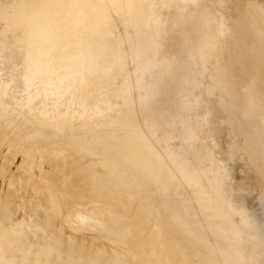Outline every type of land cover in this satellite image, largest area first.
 I'll return each mask as SVG.
<instances>
[{
  "label": "rangeland",
  "instance_id": "rangeland-1",
  "mask_svg": "<svg viewBox=\"0 0 264 264\" xmlns=\"http://www.w3.org/2000/svg\"><path fill=\"white\" fill-rule=\"evenodd\" d=\"M263 53L264 0H0V264H264Z\"/></svg>",
  "mask_w": 264,
  "mask_h": 264
},
{
  "label": "bare ground",
  "instance_id": "bare-ground-1",
  "mask_svg": "<svg viewBox=\"0 0 264 264\" xmlns=\"http://www.w3.org/2000/svg\"><path fill=\"white\" fill-rule=\"evenodd\" d=\"M87 1H89V3L94 7V12L96 13V14H99L102 10H104V9H107V8H109V7H111V6H113L116 2H117V0H115V1H113V0H87ZM119 21V20H118ZM112 24H113V22H112ZM121 39H123V35L121 36ZM264 54V53H263ZM123 61H124V56L122 55L121 56V58H120V62L121 63H123ZM263 100V99H262ZM100 148V147H99ZM67 156V155H66ZM65 156V157H66ZM76 156V155H75ZM87 156V155H86ZM85 156V157H86ZM70 157V156H69ZM63 158V157H62ZM60 160V159H59ZM62 160V159H61ZM92 161V160H91ZM101 162V161H100ZM97 164V163H96ZM129 165V164H128ZM70 167H73V166H70ZM91 168V167H90ZM78 169V168H77ZM86 169V168H85ZM137 169H139V168H137ZM136 169V170H137ZM60 170V169H59ZM92 170V169H91ZM60 171H62V170H60ZM60 171L58 172V174L57 175H59V173H60ZM80 172V171H79ZM61 174V173H60ZM90 174V173H89ZM170 175V174H169ZM168 175V176H169ZM142 176V175H141ZM140 176V177H141ZM147 176V175H146ZM57 177V176H56ZM134 178V177H133ZM138 179V178H137ZM144 179V178H143ZM135 182V181H134ZM90 183V182H89ZM92 183V182H91ZM83 185V184H82ZM89 188L88 187H85L84 188V186H83V188H81L80 190V192H84V191H86L87 193H89L90 192V190H88ZM151 189V188H150ZM28 192V191H27ZM86 192H84V193H86ZM101 193V192H100ZM97 193L96 194V192H95V195L96 196H98L99 198H103V199H105V195L103 194V193ZM15 196V195H14ZM35 196H37V195H35ZM31 197V196H30ZM41 197H43V196H41ZM44 197H46V196H44ZM43 197V198H44ZM29 198V197H28ZM27 198V200H29ZM36 198V197H35ZM37 198H38V196H37ZM42 198V199H43ZM52 198V197H51ZM39 199V198H38ZM106 199H108L107 197H106ZM26 200V199H25ZM47 200V199H46ZM34 202H35V200H34ZM42 202H43V200H42ZM47 202V201H46ZM44 203H45V201H44ZM29 204H31V203H29ZM29 204H28V202H26V207H27V209L29 208ZM9 206V205H8ZM13 207V206H12ZM14 208V207H13ZM30 209V208H29ZM110 209H111V207H110ZM109 209V210H110ZM163 209V208H162ZM161 209V210H162ZM159 211V210H158ZM106 212H109L108 211V209H107V211ZM106 212H105V214H106ZM102 214H104V213H93V212H90V213H87V214H85V215H82L81 217H78L79 218V221L81 222V223H83L84 221H86L87 219H90V220H96V222L97 221H99V219L103 216ZM104 214V215H105ZM108 214V213H107ZM35 217V216H34ZM38 218V217H37ZM170 218H172V217H170ZM86 219V220H85ZM37 220V219H36ZM93 220V221H94ZM41 221V220H40ZM87 221H89V220H87ZM86 221V222H87ZM102 221V220H101ZM100 221V222H101ZM88 223V222H87ZM47 229V228H46Z\"/></svg>",
  "mask_w": 264,
  "mask_h": 264
}]
</instances>
